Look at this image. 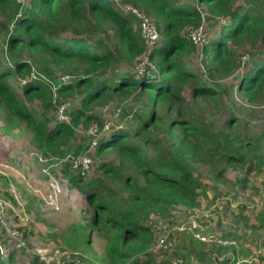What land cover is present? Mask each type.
<instances>
[{
	"label": "trees",
	"instance_id": "obj_1",
	"mask_svg": "<svg viewBox=\"0 0 264 264\" xmlns=\"http://www.w3.org/2000/svg\"><path fill=\"white\" fill-rule=\"evenodd\" d=\"M122 1L156 21L162 34L148 58L154 69L138 78L128 67L143 58L145 47L132 13L104 0H0V36L8 55L7 63L0 64V130L12 136L15 128L24 129L40 156L62 160L69 143L78 139L77 129L85 132L96 124L102 131L103 121L90 113L92 107L130 98L146 104L147 116L134 115L139 123L134 133L112 127L99 136L93 158L101 159V179L84 185L70 161L61 173L85 194L92 211L86 225L106 241V264H155L151 244L156 230L149 217L154 213L170 218L175 205L199 207L198 191L206 186L194 175L196 164L208 168L215 184L225 182L229 168H242L256 155L264 166V130L257 135L235 133L234 117L219 128L205 115L206 105L219 109L229 93L239 94L251 106L262 100L264 51L238 84L226 90L220 82L241 69L229 43L235 49L264 46V0H244L245 6L238 7L236 0H196L211 19H228L202 47L198 69L190 63L197 49L185 39L186 30L201 23L197 9L179 0ZM24 54L44 76L53 79L59 73L71 83L52 80L58 86L53 93L49 84L32 79L14 91L12 81L30 76L32 64L23 59ZM185 88L190 90V101L183 95ZM71 98L79 99V107L67 112L70 122L56 117L51 121V103ZM35 101L40 113L27 107ZM90 141L87 135L81 137L72 157L86 150ZM111 153L115 161L103 162ZM79 227L81 235L75 243L66 240L69 247L78 242L89 245V235ZM22 232L26 238L28 229ZM190 240L193 243L183 258L201 260L197 254L201 244ZM135 250L143 256H132ZM38 260L35 257L33 264ZM8 261L13 262L12 255ZM0 264H4L1 257Z\"/></svg>",
	"mask_w": 264,
	"mask_h": 264
},
{
	"label": "rangeland",
	"instance_id": "obj_2",
	"mask_svg": "<svg viewBox=\"0 0 264 264\" xmlns=\"http://www.w3.org/2000/svg\"><path fill=\"white\" fill-rule=\"evenodd\" d=\"M179 1L207 12L206 7L196 0ZM238 6H245L244 0H236L234 7ZM224 20V24H227L228 19L224 18ZM204 21H206L204 28L207 39L211 41L220 32V25L217 24L219 20L206 17L202 20V24ZM100 35L104 36L102 33ZM228 45L235 50L240 61L245 55H248L249 59L235 75L220 82L226 90L241 81L253 63L261 58V52L264 51V46L261 44L254 48L247 46L236 49L230 43ZM5 50L3 37L0 36V64L7 63L8 55ZM23 59L32 64L31 71L39 72L27 54H24ZM190 63L192 68L198 69L201 62L194 54ZM140 65L141 63L138 62L133 67H128V70L136 72V67ZM55 74L53 79L47 76L43 79L42 75H35L42 80H58L61 82L60 85L70 84L72 81L69 77L61 78L59 73ZM23 80L28 82L26 78ZM10 85L16 92L22 87L17 79ZM183 95L190 101L189 88L184 89ZM62 101L57 100V103H51L52 109L48 115L51 121H54L56 107ZM69 102V109L79 107L78 98H71ZM27 107L40 113L37 101L31 105L27 104ZM206 108V117L212 120L216 127H223L228 119L234 117L237 120L235 133L257 135L264 130V89L262 100L257 106L245 104L237 93H229V99L227 94L222 98L219 109L214 110L212 105H206ZM212 111L213 114H210ZM148 112L146 104L133 98L122 102L112 101L90 109V113L99 116L103 123L111 121L112 127L119 126L130 133H134L139 125L134 115L145 117ZM2 126L0 122V127ZM76 133L78 139L69 143L65 150L66 157L60 161L61 159H46L40 156L31 145L32 135L24 129L15 128L12 136L0 130V212L6 223L5 226L0 224V257L4 264H33L35 257H40L38 264H44V259L49 262L54 261L51 264H106V241L97 234V231L91 230L86 225V219L91 216L92 211L87 204L85 194L74 188L61 173L65 162L70 161L71 167V161L74 158L72 155L77 151L80 138L86 136L82 129ZM261 154L264 155V150ZM257 156L251 160L247 159V164L242 168H229L224 176L225 182L218 184L213 183L207 167L195 165L198 167V172L196 171L194 175H197L206 186L198 191L200 193L197 200L199 207L196 209L213 224V231L224 239L234 240L237 245V248L226 249V251L215 250L217 255L225 257L222 261L217 258V264H233L231 259L237 254L238 257L249 258L251 261L249 264H264V205L262 204L264 166L260 165ZM99 161H101L99 157L93 158L92 174L82 180L84 185L87 186V182L96 178H102V173L98 169ZM112 161H115L113 153L106 154L103 158V162ZM90 189L92 190L93 187ZM157 218L163 219L157 214H151L148 223L151 224ZM154 223L158 226L157 222ZM154 223L151 225L153 226ZM79 226L83 227L86 235H89V245L78 242L73 248L69 247L66 240L75 243L81 235ZM22 229L29 231L26 238L22 236ZM169 243L177 256L185 257L190 249L189 245L193 242L188 236L180 234L173 237ZM204 247L200 246L202 249H199L197 254L202 258L198 261L202 264H211L213 261L211 262L209 257V250L207 251L206 247L205 250ZM259 249L262 250V255L255 258L254 252ZM9 255L13 256V262L8 261ZM141 255V251L135 250L132 256L141 258L143 256ZM125 264H128V261Z\"/></svg>",
	"mask_w": 264,
	"mask_h": 264
},
{
	"label": "built area",
	"instance_id": "obj_3",
	"mask_svg": "<svg viewBox=\"0 0 264 264\" xmlns=\"http://www.w3.org/2000/svg\"><path fill=\"white\" fill-rule=\"evenodd\" d=\"M107 3L112 4L115 9L121 10L123 13L128 14L132 13L137 18L138 23V29L141 35V39L143 41L144 47H145V53L141 60L138 62L141 63L140 67H136V77L138 78L140 75H143L144 73H149L147 69H154V66L149 63V56L151 54V51L155 48V46L160 41L162 34L159 28L157 27V24L155 21L144 14L143 12L139 11L138 9L134 8L133 6L129 4H124L123 1L119 0H104ZM202 5V4H200ZM203 6V5H202ZM197 11L199 12L201 16V23L196 28H190L187 29L185 32V39L192 43L196 49V57L199 61L202 59V53L201 49L204 45H206L209 41L207 39V33L204 28L206 21L202 24V20L206 17H211L208 12H203L200 8L196 7ZM225 20L219 19L217 22L218 25L224 24ZM249 59L248 55H245L241 58V69L245 66ZM137 62V63H138ZM32 69V68H31ZM41 76L43 79H46L43 74L40 72H34L32 70L30 72V76L26 77L27 81L32 79L42 80L38 78L36 75ZM18 82L23 86L26 81H24L21 78L17 79ZM44 83H47L50 85L51 90L53 93H55V90L58 88V86H55L53 84V81L50 80H42ZM64 84V83H63ZM60 85V84H59ZM55 95V94H54ZM69 102H60L58 106L56 107L55 111V117L60 122L69 123L70 117L67 112H69ZM68 110V111H67ZM119 127V126H117ZM111 121H108L106 123H103V129L100 132L99 128L96 126V124H92L85 132L89 138L90 143L86 150L79 153L74 157L71 161V169L74 171V173L83 179L88 178L92 174V163H93V152L95 150V147L97 145V140L99 136L102 133L107 132L109 129H111ZM81 129H77L79 131ZM64 160V159H62ZM61 160V161H62ZM173 211H171L170 218H157L154 219V222H157L158 226L154 223L153 228L156 230L154 243L152 244L151 251L156 255L155 264H200L197 260H195L193 257L190 259H184L183 256H175V250L172 248L169 241L173 239L176 235H185L191 238L192 240L200 243L201 245L205 246L207 248V251L209 250V255L211 258V264H217L216 259L218 258L219 261H222L225 257L219 256L215 252V250H222L226 251V249L230 248H237L236 242L234 240L230 239H224L220 234L216 233L212 230L213 224L206 219V216L201 214L196 208L190 209L183 205H176L172 208ZM151 223V224H152ZM0 224L2 226H5V219L0 212ZM161 230V231H160ZM14 236H16L14 234ZM237 253V252H236ZM255 258H258L262 255V250L259 249L254 252ZM222 257V258H220ZM44 259V258H41ZM40 260V257H39ZM49 260L44 259V264H51L52 262H49ZM231 262L233 264H249L251 261L249 258H243L238 257V254L236 257H232Z\"/></svg>",
	"mask_w": 264,
	"mask_h": 264
},
{
	"label": "crops",
	"instance_id": "obj_4",
	"mask_svg": "<svg viewBox=\"0 0 264 264\" xmlns=\"http://www.w3.org/2000/svg\"><path fill=\"white\" fill-rule=\"evenodd\" d=\"M181 2V1H180Z\"/></svg>",
	"mask_w": 264,
	"mask_h": 264
}]
</instances>
